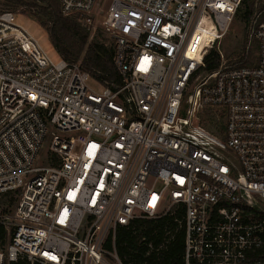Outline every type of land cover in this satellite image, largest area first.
Returning a JSON list of instances; mask_svg holds the SVG:
<instances>
[{
    "label": "built area",
    "instance_id": "obj_1",
    "mask_svg": "<svg viewBox=\"0 0 264 264\" xmlns=\"http://www.w3.org/2000/svg\"><path fill=\"white\" fill-rule=\"evenodd\" d=\"M58 1L90 32L104 12L123 84L53 59L0 11V202L15 200L0 264H126L118 228L177 212L181 264H264V19L255 66L207 73L243 0ZM204 108L223 110L219 133Z\"/></svg>",
    "mask_w": 264,
    "mask_h": 264
},
{
    "label": "trees",
    "instance_id": "obj_2",
    "mask_svg": "<svg viewBox=\"0 0 264 264\" xmlns=\"http://www.w3.org/2000/svg\"><path fill=\"white\" fill-rule=\"evenodd\" d=\"M31 1L7 0V3H18L39 10L36 15L38 21L47 30L51 44L62 59L74 64L80 63L81 68L103 86L115 89L123 84L114 61V45L111 39L99 36L91 39L89 30L75 18L63 15L58 0H35L38 4H31ZM241 6L245 7L246 21L251 22L257 14L255 0H243ZM259 8L263 9L264 5ZM239 12L237 10V15ZM263 19L264 17L257 22ZM220 65V55L213 50L202 71L211 73L218 70ZM255 65L250 63L249 58L241 57L231 67ZM0 203L10 207L15 200L11 194H7ZM182 217V213L177 212L176 215L159 219H137L128 226L119 227L115 243L118 255L126 264H181L185 252V232L180 223ZM5 238L6 231L0 225V241L4 243ZM260 255L264 257V249ZM12 264L31 263L27 259H20Z\"/></svg>",
    "mask_w": 264,
    "mask_h": 264
},
{
    "label": "rangeland",
    "instance_id": "obj_3",
    "mask_svg": "<svg viewBox=\"0 0 264 264\" xmlns=\"http://www.w3.org/2000/svg\"><path fill=\"white\" fill-rule=\"evenodd\" d=\"M37 3L35 0L31 1V4ZM38 4V3H37ZM260 5H264V0H255L256 15L252 18L251 22H247L244 17V8L240 5L234 16L232 23L230 24L226 34L223 36L220 45L218 47V54L220 55L221 62H225L228 67L231 64L237 62L241 57L249 58L250 63L255 65L258 60L259 47L258 43L253 36V30L255 24L260 18L264 17V8L260 9ZM260 10H262L260 12ZM0 11H11L17 15V21L25 29H27L42 45V47L50 54V56L58 60L60 56L51 44L47 30L42 27L38 21L37 14L39 10L37 8H31L28 6H22L20 4H8L7 0H0ZM104 12L96 10L95 12V24L97 29L91 31V39L97 36L101 38L110 39L109 33L102 28V16ZM45 18V17H44ZM46 19V18H45ZM222 56L224 59H222ZM199 81H195L192 88L195 89ZM199 123H201L206 129L213 133H219L224 126V112L221 109L204 108L199 114ZM49 138L44 141L43 147L39 153L38 166H44V158L48 155ZM4 199V198H3ZM6 206L0 205V210ZM10 208V207H9ZM12 209V207H11Z\"/></svg>",
    "mask_w": 264,
    "mask_h": 264
}]
</instances>
